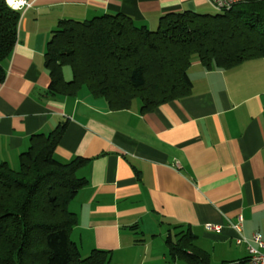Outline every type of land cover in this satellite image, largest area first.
I'll use <instances>...</instances> for the list:
<instances>
[{
    "label": "crops",
    "instance_id": "obj_1",
    "mask_svg": "<svg viewBox=\"0 0 264 264\" xmlns=\"http://www.w3.org/2000/svg\"><path fill=\"white\" fill-rule=\"evenodd\" d=\"M29 1L12 54L3 62L0 162L16 168L32 135L66 122L54 157L63 163L85 160L77 176L86 183L68 205L76 216L70 239L83 256L99 249L110 252L109 264H164L162 236L190 229L194 244L209 258L220 253L218 263L246 258V247L236 244L239 234L228 221L241 216V234L264 239V59L229 69H206L194 59L185 96L144 113L138 102L113 110L86 87L74 96L49 92L44 55L58 23L124 14L155 29L161 16L209 13L211 4ZM64 68L69 80L70 68L69 77ZM206 223L220 229L206 230Z\"/></svg>",
    "mask_w": 264,
    "mask_h": 264
},
{
    "label": "trees",
    "instance_id": "obj_2",
    "mask_svg": "<svg viewBox=\"0 0 264 264\" xmlns=\"http://www.w3.org/2000/svg\"><path fill=\"white\" fill-rule=\"evenodd\" d=\"M19 20L20 13L0 0V83ZM44 56L50 93L74 96L86 87L110 109L123 110L137 100L139 111L148 112L190 91L188 68L194 59L206 69H229L264 58V0H245L215 14L168 13L155 29L124 14L61 20ZM63 67L70 68L69 80ZM66 125L32 135L16 168L0 162V264L110 263L109 251L92 249L83 256L70 239L76 216L68 205L86 180L77 176L83 158L63 163L54 157ZM195 238L190 229L167 235L172 260L210 264Z\"/></svg>",
    "mask_w": 264,
    "mask_h": 264
},
{
    "label": "built area",
    "instance_id": "obj_3",
    "mask_svg": "<svg viewBox=\"0 0 264 264\" xmlns=\"http://www.w3.org/2000/svg\"><path fill=\"white\" fill-rule=\"evenodd\" d=\"M216 11L227 10L233 5L245 0H207ZM6 5L19 12L21 15L31 6L29 0H5ZM177 165V163H176ZM228 225L233 228L239 236L236 238V244H244L247 250V259L243 264H264V239L257 233L251 235L250 238L244 237L242 232V218L237 216L234 220H229ZM206 230H219L220 226L210 223L205 224Z\"/></svg>",
    "mask_w": 264,
    "mask_h": 264
},
{
    "label": "rangeland",
    "instance_id": "obj_4",
    "mask_svg": "<svg viewBox=\"0 0 264 264\" xmlns=\"http://www.w3.org/2000/svg\"><path fill=\"white\" fill-rule=\"evenodd\" d=\"M217 11L215 10V9H213V10H211L209 13H211V14H215ZM264 59V58H263ZM65 69V76L67 77H69V75H70V71H66V70H69L68 69V67H65L64 68ZM68 79V78H67ZM134 102L135 103H137V100H134ZM165 235L164 236H162V242H164L165 243ZM157 241H160L159 239L157 240ZM163 243V244H164ZM164 245H166V244H164ZM164 255H165V257H166V260H165V263L164 264H186L185 263V261L183 260V259H176L175 261V263L173 262V260H172V257L170 256V254H169V250H168V247L167 246H165V250H164ZM218 257H220V253L219 252H214V255H212L211 256V258H210V264H220V263H218L219 262V260H218ZM161 264H163V263H161Z\"/></svg>",
    "mask_w": 264,
    "mask_h": 264
},
{
    "label": "snow or ice",
    "instance_id": "obj_5",
    "mask_svg": "<svg viewBox=\"0 0 264 264\" xmlns=\"http://www.w3.org/2000/svg\"><path fill=\"white\" fill-rule=\"evenodd\" d=\"M12 2V0H9V3H11Z\"/></svg>",
    "mask_w": 264,
    "mask_h": 264
},
{
    "label": "bare ground",
    "instance_id": "obj_6",
    "mask_svg": "<svg viewBox=\"0 0 264 264\" xmlns=\"http://www.w3.org/2000/svg\"><path fill=\"white\" fill-rule=\"evenodd\" d=\"M20 17H21V14H20Z\"/></svg>",
    "mask_w": 264,
    "mask_h": 264
}]
</instances>
